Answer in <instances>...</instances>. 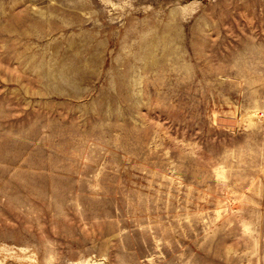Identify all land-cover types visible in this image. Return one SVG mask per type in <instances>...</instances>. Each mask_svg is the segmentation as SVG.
Segmentation results:
<instances>
[{
    "label": "rangeland",
    "instance_id": "rangeland-1",
    "mask_svg": "<svg viewBox=\"0 0 264 264\" xmlns=\"http://www.w3.org/2000/svg\"><path fill=\"white\" fill-rule=\"evenodd\" d=\"M0 264H264V0H0Z\"/></svg>",
    "mask_w": 264,
    "mask_h": 264
},
{
    "label": "crops",
    "instance_id": "crops-1",
    "mask_svg": "<svg viewBox=\"0 0 264 264\" xmlns=\"http://www.w3.org/2000/svg\"><path fill=\"white\" fill-rule=\"evenodd\" d=\"M29 178V177H28ZM27 181H28V183H26L27 184V188H26V190H32L33 188H32V186L30 185V182L31 181H29L28 179H26ZM23 188V186L21 187V189ZM25 190V189H24Z\"/></svg>",
    "mask_w": 264,
    "mask_h": 264
}]
</instances>
